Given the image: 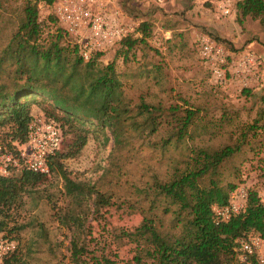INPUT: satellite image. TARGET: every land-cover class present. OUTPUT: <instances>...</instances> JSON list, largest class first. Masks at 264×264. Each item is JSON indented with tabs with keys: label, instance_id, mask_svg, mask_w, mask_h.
Segmentation results:
<instances>
[{
	"label": "trees",
	"instance_id": "16d2710c",
	"mask_svg": "<svg viewBox=\"0 0 264 264\" xmlns=\"http://www.w3.org/2000/svg\"><path fill=\"white\" fill-rule=\"evenodd\" d=\"M24 1L18 26L0 54V66H12L10 83L0 81V143L11 147L26 140L28 124L38 115L33 105L38 103L42 104L41 114L59 127L62 140L48 158V173L23 169L0 176V233L14 239L11 233L21 227L8 225L23 208L24 197L54 174L62 180L60 196H46L59 226L66 230L73 264H80L91 216L97 209L115 205L146 212L141 227L152 234L154 258L150 264H258L252 256L249 263L237 258V239L253 235L264 239V199L257 190L243 184L246 206L224 222L216 224L212 212L214 204L227 203L230 191L240 186L237 169L232 179L224 178L223 172L249 143L247 133L257 124L241 130L234 142L219 146L203 142L205 136L215 138L230 117L205 122L199 108L191 104H163L143 96L133 103L125 93L115 63L121 53L125 61L137 44H146L151 34L148 21L139 23V36L123 37L113 58L102 64L103 52L83 59L53 10L48 17L56 28L50 35L44 33L37 0ZM42 1L52 8L56 0ZM235 8L239 24L248 17L264 24V0H237ZM64 36L69 40L60 44ZM215 39L222 40L220 36ZM157 77L154 73L153 78ZM91 132L102 136L103 145L133 147L138 141L139 149L142 145L150 148L148 159L155 161L140 173L143 180L128 182L129 196L103 190L66 169L64 161L81 152ZM0 264L28 262L19 254L17 243L0 258Z\"/></svg>",
	"mask_w": 264,
	"mask_h": 264
},
{
	"label": "rangeland",
	"instance_id": "374dc122",
	"mask_svg": "<svg viewBox=\"0 0 264 264\" xmlns=\"http://www.w3.org/2000/svg\"><path fill=\"white\" fill-rule=\"evenodd\" d=\"M220 1L111 0L108 8L117 9L122 20L131 25L132 37L140 35L137 27L141 21H148L151 27L146 44H137L125 61L121 53L115 69L133 103L140 96L163 104L188 103L199 108L197 111L205 122L229 116V124L215 138H203L207 144L234 142L241 130L257 124L247 133L249 143L229 161L223 174L224 178L232 179L237 169L236 181L240 186L255 188L264 199V24L249 17L239 24L237 0L226 15L218 9ZM24 2L0 0V54L18 26ZM37 4L43 31L50 35L56 28L48 17L52 8L42 0H37ZM204 35L224 46L227 63L222 79L216 78L211 65L200 55L199 43ZM64 39L69 40L64 36L59 43H66ZM114 50L105 53L100 62L108 63L116 53ZM247 53L254 60L249 71L237 66ZM11 68L7 63L0 66V81L10 83ZM154 73L158 74L157 79L153 78ZM41 107V103L33 105L36 114L42 115ZM101 141L100 134L91 132L81 152L64 161L65 167L76 178L90 180L103 190L113 189L121 197H127L128 182L143 180L140 173L155 161L148 159L150 148L142 145L139 149L138 141L133 147L123 148L113 147L111 142L103 145ZM61 189V178L50 174L43 185L24 197L23 208L8 225L21 227L11 236L28 264H73L68 257L66 230L59 226L46 196L47 193L60 196ZM145 215L146 212L125 205L97 209L87 223L80 264H150L154 250L151 232L141 227Z\"/></svg>",
	"mask_w": 264,
	"mask_h": 264
},
{
	"label": "built area",
	"instance_id": "2783aa9c",
	"mask_svg": "<svg viewBox=\"0 0 264 264\" xmlns=\"http://www.w3.org/2000/svg\"><path fill=\"white\" fill-rule=\"evenodd\" d=\"M143 1L158 3L162 0ZM233 2L234 0H221L218 3L219 11L224 15L229 14ZM110 4L111 0H56L52 6L60 26L70 40L78 45L84 60H88L93 52L107 53L114 50L122 38L132 31L131 25L122 20L117 9L108 8ZM199 44L200 55L211 65L216 78H224V65L227 63L224 46L208 35L202 36ZM241 62L237 66L249 71L254 62L253 55L247 53ZM61 140V131L52 120L43 115L34 116L28 124L24 142L14 143L11 147L0 143V176H10L23 169L48 173V158L59 149ZM246 202L247 190L243 185L231 190L227 203L212 206L214 222H224L241 212ZM237 242V258L240 263H249L252 256L258 264H264L263 238L253 235L247 239L239 238ZM16 246L14 239L0 233V258L13 251Z\"/></svg>",
	"mask_w": 264,
	"mask_h": 264
}]
</instances>
